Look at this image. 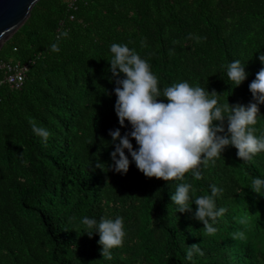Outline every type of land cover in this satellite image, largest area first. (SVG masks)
<instances>
[{"label": "trees", "instance_id": "1", "mask_svg": "<svg viewBox=\"0 0 264 264\" xmlns=\"http://www.w3.org/2000/svg\"><path fill=\"white\" fill-rule=\"evenodd\" d=\"M113 43L150 64L165 103L166 87L188 82L215 91L219 105L247 106L264 68V0H40L0 50V61L30 66L20 88L0 87V264H264V187L251 189L253 178L264 180V152L241 160L228 146L199 166V180L191 171L183 180L148 178L126 149L129 170H114L119 141L109 133L132 127H121L115 112L116 79L125 77L110 71ZM234 60L247 73L240 86L227 76ZM259 109L249 126L257 138L264 104ZM30 121L50 131L47 141ZM181 183L192 185L190 212L171 200ZM211 185L223 189L216 209L227 211L209 220L217 229L209 235L194 201L210 196ZM85 216L123 217L126 235L111 258L102 256L98 233H84ZM193 244L204 254L189 260Z\"/></svg>", "mask_w": 264, "mask_h": 264}, {"label": "clouds", "instance_id": "2", "mask_svg": "<svg viewBox=\"0 0 264 264\" xmlns=\"http://www.w3.org/2000/svg\"><path fill=\"white\" fill-rule=\"evenodd\" d=\"M61 35L67 37L68 32L64 31ZM51 50L58 52V44H52ZM110 51L112 58L109 63L113 77H119L121 73L125 77L116 79L115 112L121 127L126 120L132 127V131L124 136H121L120 129L109 133L114 142L119 141L111 153L116 172L127 173L129 170L130 161L125 149L146 177L164 181L183 180L185 173L190 171L195 179H201L199 166H207L209 161L214 162L228 146L237 149V156L241 160H250L253 155L264 152V136L257 138L254 129L249 127L256 123L259 105L264 104V68L260 69L249 85L255 102H250L247 106L229 103L219 105L220 95L215 91L209 93L202 87L190 86L188 82L166 87L163 90V97L167 99L165 103L159 99L161 91L158 79L146 60L126 44L113 43ZM259 60L264 64V54L259 56ZM227 76L235 86H240L246 80L247 73L243 64L234 60L227 65ZM30 123L33 131L47 141L50 131L38 127L35 121ZM129 136L139 146L137 150L133 149ZM262 187L264 180L253 178L252 191L260 194ZM191 189L190 183H181L171 195L179 212L191 211ZM222 192V188L211 185L210 196L197 197L194 201L197 206L194 216L203 223V229L209 235L217 231L209 220L215 222L217 217L227 211L223 207L218 210L215 207L214 198ZM82 223L85 226L84 233L89 237L94 233L99 234L98 243L102 246L103 257L111 258L110 250L122 245L126 235L123 217L117 216L114 220L101 218L97 222L96 219L85 216ZM194 253L201 256L204 254L197 244L189 247L187 259L191 260Z\"/></svg>", "mask_w": 264, "mask_h": 264}, {"label": "water", "instance_id": "3", "mask_svg": "<svg viewBox=\"0 0 264 264\" xmlns=\"http://www.w3.org/2000/svg\"><path fill=\"white\" fill-rule=\"evenodd\" d=\"M40 0H0V50L30 18Z\"/></svg>", "mask_w": 264, "mask_h": 264}, {"label": "built area", "instance_id": "4", "mask_svg": "<svg viewBox=\"0 0 264 264\" xmlns=\"http://www.w3.org/2000/svg\"><path fill=\"white\" fill-rule=\"evenodd\" d=\"M70 6H74V1L70 3ZM73 18L74 15H71V19ZM29 68V63L0 61V70L3 72V75L0 76V87L10 85L15 88H20L25 81Z\"/></svg>", "mask_w": 264, "mask_h": 264}]
</instances>
